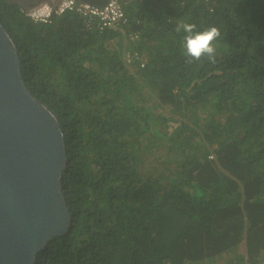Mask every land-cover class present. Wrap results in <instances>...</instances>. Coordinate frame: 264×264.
Returning <instances> with one entry per match:
<instances>
[{
  "label": "trees",
  "instance_id": "trees-1",
  "mask_svg": "<svg viewBox=\"0 0 264 264\" xmlns=\"http://www.w3.org/2000/svg\"><path fill=\"white\" fill-rule=\"evenodd\" d=\"M121 6L128 24L99 31L67 12L36 24L0 0L23 83L56 115L66 145L69 226L35 264H198L222 254L256 264L264 0ZM142 145L162 151L154 166L136 159Z\"/></svg>",
  "mask_w": 264,
  "mask_h": 264
},
{
  "label": "water",
  "instance_id": "water-1",
  "mask_svg": "<svg viewBox=\"0 0 264 264\" xmlns=\"http://www.w3.org/2000/svg\"><path fill=\"white\" fill-rule=\"evenodd\" d=\"M32 11L59 0H5ZM66 145L56 115L24 85L16 46L0 23V264H35L70 220Z\"/></svg>",
  "mask_w": 264,
  "mask_h": 264
},
{
  "label": "built area",
  "instance_id": "built-area-1",
  "mask_svg": "<svg viewBox=\"0 0 264 264\" xmlns=\"http://www.w3.org/2000/svg\"><path fill=\"white\" fill-rule=\"evenodd\" d=\"M131 0H107L103 6L90 5L84 0H59L53 7L44 3L32 11H26L25 16L33 23L47 24L52 16L73 13L80 16L87 24L94 23L99 31L115 30L128 24L121 3ZM211 158V156H209ZM256 264H264V259Z\"/></svg>",
  "mask_w": 264,
  "mask_h": 264
},
{
  "label": "rangeland",
  "instance_id": "rangeland-1",
  "mask_svg": "<svg viewBox=\"0 0 264 264\" xmlns=\"http://www.w3.org/2000/svg\"><path fill=\"white\" fill-rule=\"evenodd\" d=\"M173 127L174 126H170L168 128V134L170 135L172 132V134H174V130H173ZM149 146H152V145H149ZM139 156L136 157V159H141V161H143V164L144 165H155L156 162H152V161H155V156H158L159 154L162 155V151L159 149V148H149V147H145L144 145H142L140 147V150H139ZM224 256V254H222L221 256H218L220 259ZM218 257H214V259H208V261L204 260L202 262H199L198 264H213L214 260ZM218 258V259H219Z\"/></svg>",
  "mask_w": 264,
  "mask_h": 264
},
{
  "label": "crops",
  "instance_id": "crops-1",
  "mask_svg": "<svg viewBox=\"0 0 264 264\" xmlns=\"http://www.w3.org/2000/svg\"><path fill=\"white\" fill-rule=\"evenodd\" d=\"M218 257V256H217ZM228 257V256H227ZM227 257L224 255L221 259L219 258H216L213 262V264H226V261H227ZM214 259V258H213ZM208 261V260H206ZM209 264V263H208Z\"/></svg>",
  "mask_w": 264,
  "mask_h": 264
},
{
  "label": "clouds",
  "instance_id": "clouds-1",
  "mask_svg": "<svg viewBox=\"0 0 264 264\" xmlns=\"http://www.w3.org/2000/svg\"><path fill=\"white\" fill-rule=\"evenodd\" d=\"M65 152H66V150H65Z\"/></svg>",
  "mask_w": 264,
  "mask_h": 264
},
{
  "label": "bare ground",
  "instance_id": "bare-ground-1",
  "mask_svg": "<svg viewBox=\"0 0 264 264\" xmlns=\"http://www.w3.org/2000/svg\"><path fill=\"white\" fill-rule=\"evenodd\" d=\"M44 4V3H43Z\"/></svg>",
  "mask_w": 264,
  "mask_h": 264
}]
</instances>
